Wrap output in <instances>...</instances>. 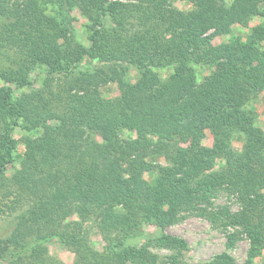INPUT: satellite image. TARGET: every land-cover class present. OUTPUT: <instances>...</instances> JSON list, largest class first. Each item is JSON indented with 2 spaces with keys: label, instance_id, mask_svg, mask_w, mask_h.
<instances>
[{
  "label": "trees",
  "instance_id": "obj_1",
  "mask_svg": "<svg viewBox=\"0 0 264 264\" xmlns=\"http://www.w3.org/2000/svg\"><path fill=\"white\" fill-rule=\"evenodd\" d=\"M195 1L199 8L180 12L171 0H0V214L30 204L14 234L0 240V264H24L52 240L74 251L75 264H178L187 242L164 230L186 216L233 229L229 249L246 236L250 262L264 253V130L250 107L264 91V0ZM70 9L88 21V46L76 38ZM256 17L263 22L247 37L214 46L232 34L223 20L246 26ZM201 57L213 68L202 82ZM85 59L135 68L140 79L100 99L96 88L106 81L79 70ZM42 69L45 88L18 93ZM163 69L172 70L167 78ZM63 81L73 82L56 95ZM16 128L42 134L26 138L12 180L5 175ZM203 129L214 136L211 148ZM238 132L240 152L231 147ZM156 157L168 166L147 181ZM221 195L226 204H216ZM75 210L113 249L98 251L81 225L59 230ZM34 228L45 233L24 242ZM154 248L174 254L165 262ZM200 264L237 263L225 252Z\"/></svg>",
  "mask_w": 264,
  "mask_h": 264
},
{
  "label": "rangeland",
  "instance_id": "obj_2",
  "mask_svg": "<svg viewBox=\"0 0 264 264\" xmlns=\"http://www.w3.org/2000/svg\"><path fill=\"white\" fill-rule=\"evenodd\" d=\"M234 0H226L225 4L228 6ZM171 5L173 9H176L180 12H189L200 7L199 1L195 0H171ZM68 14V13H67ZM69 17H71L72 25L75 31L76 38L79 42L84 43L88 46L89 42L87 40V19L81 14L78 9H70ZM263 18L256 17L253 18L246 26H241L239 24L231 23L228 20H223L221 22L222 26L229 27L232 30V34L217 36L214 40V46L230 42L232 37H242L245 38L251 32L253 27L261 25ZM264 47V43H263ZM198 80L202 82L205 77L210 75L213 68L207 63L205 57H201L199 64L195 66ZM44 70V69H42ZM38 70L32 76L33 85L29 88H23L19 90L18 93L31 92L36 90H41L45 88V81L47 74L44 70ZM79 70L84 72H89L91 75H99V79L106 81L104 86L97 87V95L100 99H112L120 96L121 82L128 83L132 86H136L140 76L139 72L135 68L115 67L109 64H104L95 60L85 59L84 62L80 65ZM171 69L159 70L158 73L162 78H167L171 74ZM70 82H58L53 87L56 95H63V93L69 89ZM3 84L0 82V87ZM62 91V93H60ZM259 97L250 103V107L253 111L257 113V125L264 130V91L258 95ZM54 124V122H51ZM2 122H0V135L2 134ZM202 144L205 147L211 148L214 143V136L208 129L202 130ZM42 132H33L28 133L22 129L16 128L11 132V137L17 142V150L15 153V161L13 164L8 166L6 170V177L12 180H16L19 177V171L21 169V162L24 157L25 152V140L27 137L36 138L41 136ZM244 132H238L234 134V137L231 140V147L234 151L240 152L244 144ZM126 138H133V134H124ZM99 142L100 140L97 139ZM181 146L186 147L188 145L187 141L184 140L180 142ZM149 162H152L154 165V170L152 172H147L144 175V178L147 181H151L158 176V168L167 167L168 163L162 157H156L152 160L149 159ZM5 202V201H4ZM224 195L216 201V204H226ZM73 207V206H72ZM234 211L238 209L237 206L232 205ZM30 209L29 203L20 204L16 207V210L13 213L0 214V240L7 239L12 234H14L16 227L20 221V216L23 213H26ZM78 224L83 227L85 232L87 231V236L91 240L95 248L98 251H104L108 248L113 249L112 240L110 237H107L100 229L96 223L84 219L77 210L74 211L72 216L62 223V226H59V230L62 231H73V225ZM157 230V229H156ZM155 228L149 226L147 231L149 233H155ZM165 233L175 237L184 239L187 242L188 249L182 252L180 255V260L178 264H200L208 262L213 259L215 256L228 253L237 264H263L264 262V253L249 261V252H250V241L246 236H239V239L234 243V245L229 249L228 245V235L233 233L234 230H223L222 228L216 227L211 224L208 219L199 217V216H186L180 223L169 226L165 230ZM78 232V231H77ZM45 233L44 230L40 229H26V240L30 241L35 238L38 234ZM145 240L142 239L140 244ZM112 247V248H111ZM155 254L164 259L163 261L167 262L168 258L174 254V252L166 249H152ZM76 254L71 248L61 245L57 240H52L43 247L42 254L38 257L28 256L25 257L24 264H75Z\"/></svg>",
  "mask_w": 264,
  "mask_h": 264
}]
</instances>
